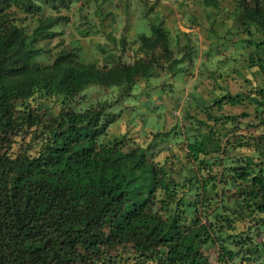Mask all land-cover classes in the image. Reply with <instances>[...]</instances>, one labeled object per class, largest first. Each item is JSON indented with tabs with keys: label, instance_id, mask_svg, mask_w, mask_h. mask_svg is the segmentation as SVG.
I'll return each instance as SVG.
<instances>
[{
	"label": "trees",
	"instance_id": "trees-1",
	"mask_svg": "<svg viewBox=\"0 0 264 264\" xmlns=\"http://www.w3.org/2000/svg\"><path fill=\"white\" fill-rule=\"evenodd\" d=\"M74 1L0 0V264H264V0H231L207 37L243 87L192 93L182 124L147 139L108 130L111 109L162 66L182 71L186 32L151 23L130 60L123 34L102 62L67 44L51 57Z\"/></svg>",
	"mask_w": 264,
	"mask_h": 264
},
{
	"label": "rangeland",
	"instance_id": "rangeland-1",
	"mask_svg": "<svg viewBox=\"0 0 264 264\" xmlns=\"http://www.w3.org/2000/svg\"><path fill=\"white\" fill-rule=\"evenodd\" d=\"M230 1L216 0V5L212 0H77L65 10L69 21L64 25L61 38H55L48 44L52 47L50 56L61 45L67 44L80 58L102 62L108 53L107 47L113 50L118 48L116 39L121 34L128 40L131 33H148L151 23L175 27L174 23L178 22L176 26L186 34L179 33L180 37L173 49L174 55L176 52L181 56L179 64L182 71H177L172 76L166 65L162 66V79L151 77L146 82V87L136 82L130 94L124 96L121 102L117 101L111 109L115 111V119L109 124L108 130L117 129L118 124L124 122L128 124L127 127L134 126V131L143 136L149 129L156 131L161 127H169L174 120L182 124L179 114L185 102L191 98L190 95L199 93L203 98H208V89L214 82L229 91L243 87L241 78L229 69V47L216 45L211 49V54L206 52V49L211 48L208 34L223 33L229 26L227 10L230 8ZM161 4L165 6L164 9ZM82 30L86 32L81 33ZM97 42L103 43L106 50L100 51ZM185 42L188 47L182 46ZM128 49H123L124 60L128 59ZM219 58H224L226 63H220ZM217 64L222 65L219 70H222L223 75H215L217 69L214 66ZM85 92L94 98L99 92L109 94L110 89L89 86ZM222 109L237 111L239 108L224 105ZM189 111L194 113L196 107L189 108ZM125 127L126 124L121 123L119 130ZM150 135L148 133L143 139ZM170 147L177 150L174 143ZM166 153L168 149L164 147L158 151L156 158L160 160Z\"/></svg>",
	"mask_w": 264,
	"mask_h": 264
},
{
	"label": "crops",
	"instance_id": "crops-1",
	"mask_svg": "<svg viewBox=\"0 0 264 264\" xmlns=\"http://www.w3.org/2000/svg\"><path fill=\"white\" fill-rule=\"evenodd\" d=\"M161 5H163V4H161ZM162 8L164 9L165 8V6L163 5L162 6ZM176 22V21H175ZM178 23V22H177ZM177 23H174L175 24V27L174 26H168V27H164V28H166L169 32H170V36L171 37H173L174 36V34H175V30L178 28L176 25H177ZM150 31V30H149ZM140 33V32H139ZM138 33V34H139ZM143 33H145V32H143ZM149 33V32H148ZM148 33H145V34H148ZM137 33L134 35L133 33H131V35L129 36V41L125 38V36H124V38H125V40L127 41L126 42V45H125V47L124 48H126V47H128L129 49H128V52H130L131 50L133 51V53L134 54H138V50H139V48H138V42L136 41V36L138 35ZM174 38V37H173ZM94 40L96 39V38H93ZM100 40V39H99ZM113 51H118V53H119V49L118 48H116V49H114ZM122 53H123V51H120V54H121V59H124V58H122ZM130 55H131V53H129V56H128V59H126V60H130ZM162 75V74H161ZM161 75H160V77H161Z\"/></svg>",
	"mask_w": 264,
	"mask_h": 264
}]
</instances>
